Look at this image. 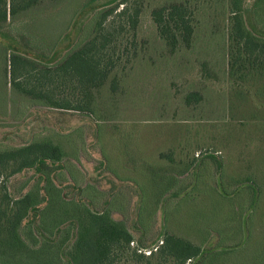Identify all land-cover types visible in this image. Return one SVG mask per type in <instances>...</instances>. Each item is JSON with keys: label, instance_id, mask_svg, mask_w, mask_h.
Returning <instances> with one entry per match:
<instances>
[{"label": "rangeland", "instance_id": "rangeland-1", "mask_svg": "<svg viewBox=\"0 0 264 264\" xmlns=\"http://www.w3.org/2000/svg\"><path fill=\"white\" fill-rule=\"evenodd\" d=\"M88 1L42 0L0 33V150L49 143L63 153L47 182L33 170L8 181L14 198L33 190L42 200L41 233L31 215L22 238L42 248L41 261L69 264L63 249L78 222L104 214L152 264L163 263L152 254L169 236L200 249L186 264H264V64L231 74V0H98L83 9ZM180 2L195 9V33L191 47L173 51L152 12ZM254 2L244 0L245 14ZM103 35L115 68L88 111L34 102L24 79L12 85L14 54L56 63ZM115 264L148 261L125 255Z\"/></svg>", "mask_w": 264, "mask_h": 264}, {"label": "trees", "instance_id": "trees-1", "mask_svg": "<svg viewBox=\"0 0 264 264\" xmlns=\"http://www.w3.org/2000/svg\"><path fill=\"white\" fill-rule=\"evenodd\" d=\"M96 1L89 0L83 9ZM41 4L42 0H0V33L12 20L16 23L20 14ZM115 12L110 9L103 13L97 29L100 36L104 30L103 22ZM125 13L122 10L117 15L121 17ZM139 13L140 8L136 10L131 26H136ZM231 13L230 68L231 74L236 75L246 69L247 65L254 68L264 64V0H255L249 13H246L248 20H255L254 25L247 24L244 0H231ZM152 16L160 37L173 51L180 44L188 48L192 46L196 23L193 6L183 2L171 3L155 9ZM100 36L75 48L73 53H68L56 63H42L20 53L14 54L11 57L12 85L18 90L24 79L25 85L19 89L34 102L51 108L88 111L92 107L94 90L105 84L115 68V61L107 45L108 35H103V41H98ZM62 158L61 150L49 143H33L0 150V264H51L41 261L39 254L42 248L29 246L20 233L22 224L31 215L34 218L28 222L41 233L37 224L42 204L39 191L29 190L21 197L14 198L8 181L25 171L33 170L47 182L46 171L60 163ZM78 223L80 229L76 232L68 255L67 248L63 249L69 264H115L125 255L137 263L146 259L148 264H152L148 257L130 247L134 239L124 224L104 214H93L86 223ZM200 255V249L191 242L169 236L158 255L153 253L152 257L159 256L160 260L157 261H162V264L167 263L168 258L173 259L175 264H186L188 260Z\"/></svg>", "mask_w": 264, "mask_h": 264}, {"label": "built area", "instance_id": "built-area-1", "mask_svg": "<svg viewBox=\"0 0 264 264\" xmlns=\"http://www.w3.org/2000/svg\"><path fill=\"white\" fill-rule=\"evenodd\" d=\"M133 244V243H132ZM141 252V251H140ZM148 254H150L151 252H147Z\"/></svg>", "mask_w": 264, "mask_h": 264}]
</instances>
